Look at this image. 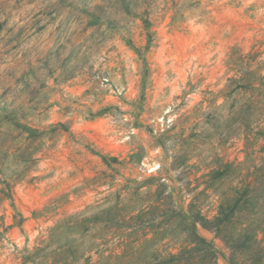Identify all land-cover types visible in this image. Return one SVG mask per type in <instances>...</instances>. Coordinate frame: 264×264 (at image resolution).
<instances>
[{
    "label": "clouds",
    "instance_id": "1",
    "mask_svg": "<svg viewBox=\"0 0 264 264\" xmlns=\"http://www.w3.org/2000/svg\"><path fill=\"white\" fill-rule=\"evenodd\" d=\"M120 2L37 0L33 7L48 9L58 17L52 29L59 26L64 40L71 37L73 45L84 42L87 46L109 35V25L120 28L125 19L118 11ZM157 5L165 8V0H157ZM166 11L173 15L171 0ZM198 11L210 30H219L221 36L235 31L245 43L233 49L231 44L238 41L232 39L203 78L197 75L187 87L178 85L183 94L178 93L174 102L165 99L174 116L167 126L149 119L147 103L131 90L116 100L100 96L89 103L85 114L96 113L89 117L90 125L99 129L115 117L116 127L123 129L111 139L106 135L89 138L97 155L73 152L66 159L61 145L72 136L73 126L67 123L71 116L62 114L67 131L59 127L49 131L51 121L37 119L36 109L43 111L44 106L0 93V187L6 183L24 186L32 177L43 175L36 163L42 157L50 160L48 171L53 173L43 184L31 185V202L17 204L19 210L34 216L26 215L22 226L17 217V238L10 230L0 247V264H85L87 257H91L90 264H158L160 258L176 256L187 233L181 231L179 219L170 221L164 214L158 193L151 196L154 189L142 183L147 175L142 173L143 159L148 153L152 154L148 159L155 158L162 166L159 175L167 173L173 186L188 189L187 181L193 182L190 197L172 201L178 216L199 211L211 220L226 197L254 186L257 176L264 178V0H199ZM72 20L77 22L69 28ZM153 20L160 22L157 17ZM173 31L186 34L187 25L177 17ZM120 36L127 39L131 33L120 32ZM149 102L156 103L150 94ZM113 104L119 112L110 107ZM134 122L153 127L134 129ZM76 139L88 142L79 135ZM50 143L56 145L51 151ZM177 177L185 183L175 185ZM150 217L151 222H146ZM196 227L200 230L199 223ZM256 240L264 248V232H258ZM230 255L225 252L217 264H228Z\"/></svg>",
    "mask_w": 264,
    "mask_h": 264
},
{
    "label": "rangeland",
    "instance_id": "2",
    "mask_svg": "<svg viewBox=\"0 0 264 264\" xmlns=\"http://www.w3.org/2000/svg\"><path fill=\"white\" fill-rule=\"evenodd\" d=\"M35 4L37 0H6V4H0V93L19 95L23 97V102L32 104L35 101L44 106L43 111L36 109L37 119L42 122L51 121L48 124L49 131L54 127L67 131L62 114H69L71 120L67 123L73 126V133L61 145V152L67 154L66 159L73 152L77 156L84 153L97 155L96 149L92 147L94 136L106 135L111 139L123 131L116 127L115 117L106 120L99 129L90 125L89 117L96 113L89 111L86 115L85 110L98 97L111 96L116 100L131 90L142 96L147 103L149 119L167 126L173 122L174 116L173 108L165 103V99L170 97L174 102L179 98L178 93L183 94L178 85L183 83L187 87L197 75L203 78L206 70L213 68V62L222 57L225 44L232 39L238 41L231 44L233 49L245 43L242 35H236L235 31L231 35L225 33L221 36L219 30H210L201 18L203 13L198 11L199 0H171L172 16L167 15L168 0H165L163 9L158 7L157 0H121L118 11L123 12L125 19L120 28L117 30L109 25V35L87 46L84 42L73 45L71 37L64 40L59 26L52 29V21L58 17H54L48 9L37 10L33 7ZM140 8H143V12ZM153 17H157L160 22H154ZM177 17L179 23L187 25L186 34L173 31ZM76 22L69 21V28ZM120 32L131 33V36L125 39L120 36ZM174 37L179 39L174 41ZM62 40L63 43L60 42ZM68 67L73 71L66 72ZM57 72L60 74L56 75ZM149 94L151 101L156 103L149 102ZM110 107L119 112L118 105ZM140 111L144 114L145 108L141 106ZM132 127L147 130L153 125L134 122ZM77 135L88 142L81 144L76 139ZM55 146L50 143L49 150ZM149 155L152 154H146L143 159L142 173L147 175L142 183L150 190L154 189L149 193L151 196L158 193L164 201V214L170 221L179 219L181 231L187 233L181 251L176 256L160 258L158 264H198L197 253L183 255L185 249L196 247L189 232L195 220L200 224L199 234L214 245L218 259L225 258V252L232 253L224 237L230 238L231 233L238 232L245 225L243 223L253 222L254 227L264 228V218L250 216L248 219L252 211L258 212L257 199L248 198V188L231 198L226 197L218 214L211 220L201 216L199 211L187 217L178 216L172 209V201L175 203L185 195L190 197L193 182L187 181L188 189L173 186V180L167 173L159 175L162 166L155 158L148 159ZM36 163L37 170L43 172V175L32 177L24 186L6 183L5 187H0V223L4 227V231L0 232V247L8 238L10 230L12 237L17 238V217L22 226L26 215L34 216V213L19 210L17 204L31 202L34 191L30 190L31 185L43 184L53 175L48 171L52 166L49 159L42 157ZM157 179L159 184L155 183ZM147 181L154 183L149 185ZM174 183L179 186L185 181L177 177ZM256 186L263 193L264 178L257 176L253 187ZM163 192L168 197H164ZM237 201L239 204L235 222L227 223L222 233L216 232V220L221 212L224 210V218L231 215ZM151 219L146 222L150 223ZM19 236L22 237L23 232ZM8 242L12 243V240ZM184 257L186 260H181ZM247 259L250 260L249 257ZM90 260L91 257L85 258V264H90Z\"/></svg>",
    "mask_w": 264,
    "mask_h": 264
},
{
    "label": "trees",
    "instance_id": "3",
    "mask_svg": "<svg viewBox=\"0 0 264 264\" xmlns=\"http://www.w3.org/2000/svg\"><path fill=\"white\" fill-rule=\"evenodd\" d=\"M248 198L257 199L258 212L250 213V216H256V218H264V192L260 193L257 186H250L247 189ZM239 201L236 202V206L232 209L231 215L223 217L224 210L221 212V216L216 220L215 231L222 233L227 223L235 222V216L237 215ZM201 222V221H200ZM198 221L193 222V227H190L189 232L192 237V243L196 245L193 249H185L183 255L191 256L193 253L198 254V264H217L218 258L214 245L203 238L196 227ZM247 224V229H240L234 234L231 233L230 238H225L224 241L232 251L230 258H228V264H264V248L257 242L256 236L258 232H264V228L254 227L253 222L243 223ZM250 258V260L247 259ZM186 260L185 257L181 260ZM180 260V261H181Z\"/></svg>",
    "mask_w": 264,
    "mask_h": 264
}]
</instances>
